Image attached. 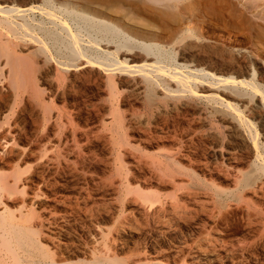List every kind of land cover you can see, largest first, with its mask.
Returning a JSON list of instances; mask_svg holds the SVG:
<instances>
[{
	"label": "rangeland",
	"instance_id": "obj_1",
	"mask_svg": "<svg viewBox=\"0 0 264 264\" xmlns=\"http://www.w3.org/2000/svg\"><path fill=\"white\" fill-rule=\"evenodd\" d=\"M236 1L214 5L204 0L194 12L160 17L140 15L123 0H56L60 17L72 29L87 28L95 23L92 18L106 17L117 26V20L125 21L123 30L143 41L151 38L146 42L158 45L168 66L173 59L187 70L214 72L219 58L229 61L231 54H242L250 72L243 67L237 72L225 62L214 75L228 79L219 88L241 100L232 102L250 122L256 140L248 136L249 127L211 99L158 89L150 102L139 75L122 77L114 87L94 75L95 67L80 69L62 50L52 53L49 43L44 51L29 44L14 63L20 87L40 106L38 113L29 110L17 117L25 129L19 145L0 155V174L16 166L20 176L15 184L8 180L9 194L0 210L8 215L5 223L30 239L44 261L264 264V172L256 166L264 162V119L258 116L264 112V0ZM188 29L190 40L178 42ZM188 40L204 49L202 60L211 67L187 60ZM59 63L73 71H63ZM162 76L161 83L168 81ZM242 80L255 90L233 85ZM126 81L139 83V98ZM114 115L118 120L113 122ZM248 145L260 154L256 164ZM4 250L1 254L9 257Z\"/></svg>",
	"mask_w": 264,
	"mask_h": 264
},
{
	"label": "bare ground",
	"instance_id": "obj_2",
	"mask_svg": "<svg viewBox=\"0 0 264 264\" xmlns=\"http://www.w3.org/2000/svg\"><path fill=\"white\" fill-rule=\"evenodd\" d=\"M123 1L125 5L134 7L133 8L134 11L140 15L149 12L150 14L155 13L156 16L161 17L162 15H166L171 12L173 14H176V13L181 14V11H183V13L194 12L196 11V7L199 8L203 4L204 0H123ZM209 1L214 5L218 2V0H209ZM237 1L236 3H238ZM115 4L116 3H114V5ZM58 5L59 4H57L56 0H0V155H6L8 149H11L8 154L12 153L13 147L15 149V147L19 145V141L17 140V138L20 135V132L21 131L23 132L25 129H23L24 125H21L22 123L20 124L17 121V117L26 115V112L29 110L30 111L36 110L35 112L38 113L37 111L40 106V101H37L33 95L29 96L28 93L26 94L25 92L27 91L23 90L20 87L19 79L17 77V72L19 71V69H17V66H15V63H14L15 61H17V57H19V55L23 53L25 48L29 44H33V43H35L37 51H40V50L44 51L42 46L46 47L47 43H49L48 44L50 47L49 50L52 51V53L54 52L55 55L58 54L60 50H62L66 54L65 58L69 62L75 63L77 61V63L73 66L75 67L79 66L80 69H84L86 67L88 68L89 66L95 67L99 71H96V74H94L95 71H91V72H93L95 76H97L98 74V77H99V74L102 75L101 79L102 80L106 79L107 82L109 81L114 87L116 86L114 85L116 80L119 83L124 81V80H120V78L122 77L124 78L129 74L139 75V77H141L142 80H144L147 84L148 92L146 94L150 102L154 100L155 96L157 95L156 90L158 89L167 91L168 94L175 93V92H179L185 95L198 94L200 99L202 98L211 99L217 104L219 103L221 104V106L223 105L226 109L230 110V112L233 113L235 118L240 123L245 125L247 129L248 127L251 129L250 122L248 123V121L241 116V112L238 109V105L233 103L235 101L240 102L241 100L235 97V95L231 93V91L229 92L226 89L221 90L219 88L220 87L219 85H221L220 83H224V85L226 82L229 83L228 79L227 78L226 79L216 78L214 75L215 73L214 69L216 70L222 69L221 64L223 65L225 64V62L229 63L228 65H231V67H235L234 68L235 71L237 70L239 71L241 69L240 67H243L242 69H244L246 73L250 72L251 70H250L249 62H247L244 59V57L241 56L242 54L238 55L237 58H235L236 56L234 57V55L232 56L231 54L230 57H228L229 61L219 58L221 60V63L219 61L220 65L218 64L219 67L216 68L215 65H214L215 67L212 66L214 68L212 69L214 72H208V71H205L204 68L199 69L198 67L197 69L187 70L186 68H184V66L180 67L179 64H176L173 59L172 61L174 64L170 65L171 64L170 63L168 66L167 64L166 65L164 64L165 62L159 56L161 52L158 49V45H152V44L147 43L148 40H151V38L146 40L147 41L146 42V41H143L144 40L143 37L141 39H137L136 37H133L131 34H129L128 31L126 32L124 31L125 29L128 28L127 26L128 23L123 24L125 21L123 22L121 20L119 21L117 20L118 19L117 18L116 23L117 22H118L117 24L120 23L117 26L116 24H113L114 22L109 23L106 17H104L106 21L104 18H103L104 20H99V18L98 19L92 18L91 21L95 23L94 24H90V22L87 23V26H88L87 28H86V25L85 27H83L82 26L83 24H82L81 26L80 25L75 26L77 27L76 29H72V27H70L68 23L66 24L64 20L60 17V12H59L60 7ZM95 13L97 15L100 14L99 11H95ZM198 13H199V10H198ZM138 16L139 15H137V17ZM129 18H126V19L128 20ZM140 19L144 20L143 18H140ZM130 20H133V19H130ZM178 21L180 22L181 20L178 19ZM73 22L75 21L73 20ZM133 24L136 25V27L138 25H139L138 27H144V28L146 27V26H140V24L137 25L135 23H131V25ZM47 25H49L48 28H47ZM146 28L148 29V27ZM191 30L192 29H188L187 31H185L184 33L185 36L184 34L182 35L184 37L180 35L181 38L179 40L177 39L176 40L180 43L185 42L187 39L190 40L192 36ZM139 33H142V32L139 31ZM161 34L164 35V33H161ZM177 36L176 38H178ZM168 37L170 36L168 35L167 38ZM158 40L159 39H157V41ZM152 41L154 43V40ZM192 41H189L190 43L187 46L189 49L192 48V50L194 48L195 51H190L188 49L187 55L185 53L186 57H188L187 60L190 59L191 61L201 62L204 65L206 63L204 60H202L204 59L202 58V50L204 49H202L200 45H199L200 47L197 46L195 43L191 44ZM174 42L176 41L173 40V43ZM154 44H156V40ZM45 50L48 51V49H45ZM238 57L241 60L238 59ZM228 58H225V59H228ZM234 59H237V60L234 61ZM209 63L211 62L206 63L204 66L206 67L207 65L211 67ZM60 66L63 71H73V69L69 70L70 66L68 64L61 63ZM231 71L233 70L231 69ZM88 73L91 74L90 72ZM156 73L157 75L158 73H161L163 76L161 74L160 75L164 78H167L168 81L161 83L159 79L161 77L160 75H159L160 77L155 76V75L153 76V74H156ZM95 76L93 77L95 78ZM242 81H240L239 83H234L233 85L237 84V85H243V86L244 85L251 86L250 84L245 83L244 81L242 82ZM126 83H127L126 88L127 89L129 88L132 90H134L136 88V85L139 84V83H136V82L133 83L130 81L129 82L126 81ZM168 83H174L176 88L175 89H173L174 87L171 88V86H169ZM251 88L252 90L253 89L255 90L253 86H251L250 89ZM132 95L133 96L138 95V98H139L140 94L135 89ZM149 95H150V98H149ZM110 96L113 97V94H111ZM262 99L264 100V95L262 96ZM147 104L148 103H145V105L148 107ZM113 114H115L114 111H113ZM258 116H260L261 119H264V112L263 111L260 112ZM115 118L117 119L118 116L115 117L114 115L113 122L115 121ZM22 119L23 118H21V120ZM237 125L239 127V124ZM249 130H247L249 132L248 136L254 142L256 140V136H255L256 132L253 133V131L255 130L253 131L252 129L250 131ZM255 149H257V147H255ZM255 149L252 146L250 148L249 154L251 155L250 158L252 159V161L256 164V162L258 161V155L260 156V154ZM262 161L264 160L262 159ZM256 166H259V170L264 172V162ZM18 172L19 171L16 169V166H15L14 168H12V170L10 171L8 175L0 174V204H3V197H5L6 194L7 195L9 194V187L7 185L8 180H11L13 184H15L16 181L20 180V176ZM7 217L8 215L6 214L5 209L0 210V264H11V263L25 264L26 262H28L27 264H56L55 261H51V260H48L49 262L44 261V255L37 252L38 249L34 248V244L30 239L24 237L23 235L18 234V232H16V230L12 228L11 226L12 223L11 224H9V222L5 223L6 221H8ZM3 248L5 249L4 253H6V250H7L8 252L7 254H9V257L8 256L5 257L1 254ZM30 248H34L33 250H36V251L31 252ZM36 252L38 253V260H35L34 258V256H37L35 254Z\"/></svg>",
	"mask_w": 264,
	"mask_h": 264
}]
</instances>
